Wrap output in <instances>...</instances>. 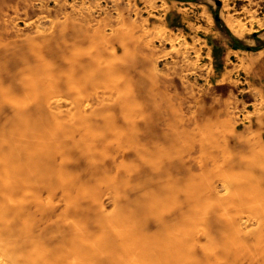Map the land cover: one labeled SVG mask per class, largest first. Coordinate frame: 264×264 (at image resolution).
Segmentation results:
<instances>
[{
	"label": "rangeland",
	"instance_id": "rangeland-1",
	"mask_svg": "<svg viewBox=\"0 0 264 264\" xmlns=\"http://www.w3.org/2000/svg\"><path fill=\"white\" fill-rule=\"evenodd\" d=\"M0 264H264V0H0Z\"/></svg>",
	"mask_w": 264,
	"mask_h": 264
}]
</instances>
